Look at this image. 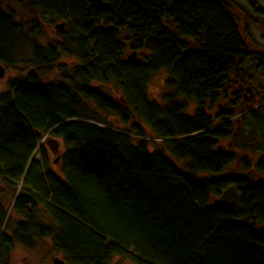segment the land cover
<instances>
[{
    "label": "trees",
    "instance_id": "16d2710c",
    "mask_svg": "<svg viewBox=\"0 0 264 264\" xmlns=\"http://www.w3.org/2000/svg\"><path fill=\"white\" fill-rule=\"evenodd\" d=\"M102 1L29 0L68 25L48 46L37 20H17L0 2V61L39 73L14 77L0 92V180L14 196L6 205L0 185V264H12L17 243L34 249L39 241L68 264L116 255L137 264H264V178L222 175L236 159L220 144L232 134L225 119L243 99L242 65L254 53L235 4ZM134 50L140 63L128 59ZM54 68L60 79L43 82ZM162 70L163 103L148 92ZM45 136L63 142L60 173L48 165ZM254 170L264 175V156ZM229 186L241 196L238 209L212 201Z\"/></svg>",
    "mask_w": 264,
    "mask_h": 264
},
{
    "label": "rangeland",
    "instance_id": "374dc122",
    "mask_svg": "<svg viewBox=\"0 0 264 264\" xmlns=\"http://www.w3.org/2000/svg\"><path fill=\"white\" fill-rule=\"evenodd\" d=\"M187 2H194L195 0H185ZM236 7V18L239 21L240 29L247 41L250 43L254 53L248 56L244 62L243 67L246 68V75H244L243 82L247 86H243L244 89L239 87V92L243 97L239 106L236 107V111L225 120L232 125V134L228 138L220 140V144L225 150L232 152L236 159L226 169L222 175L228 174H247L252 172L255 177L264 178L258 170H254V164L264 156V0H231ZM2 7L12 12L17 20L31 23L33 20H37L38 27L36 31L39 32L38 36L42 44L48 46L52 42L59 39V33L65 30L56 29V24L64 22L58 18H54L50 15H41L38 10L32 9L28 2L29 0H0ZM66 23V22H65ZM68 27L66 24L65 29ZM139 52V51H138ZM139 55L141 53L139 52ZM62 62L68 65L75 64V60L71 57L64 55L61 57ZM5 69L4 77H0V92L7 89V85L10 79L20 76H27L29 73L39 74L35 69L28 67L23 63L10 65L3 61H0ZM61 71L59 68H54L52 71L41 73L40 77L43 82L51 83L57 82L60 79ZM169 73L167 70L157 72L148 86V92L152 100H157L163 103L164 94L169 90L168 87ZM101 86L102 84L97 83ZM103 89L111 93L115 98L122 100L121 91L116 90L113 85H102ZM227 102H220V106L228 108ZM101 116H103L109 122L115 125H121L119 118L108 115L102 110L98 109L95 105L90 104ZM216 106V105H215ZM195 105H192L191 113L195 110ZM231 112L232 110H227ZM221 118H217L216 121H221ZM223 121V123L225 122ZM47 136V135H46ZM44 137L41 142L45 143V153L47 155V161L50 169H53L60 173V163H54V160L64 151V145L62 141H58V144L52 143V145H58V151L54 153L47 140L49 137ZM39 153L35 152L32 159H39ZM250 162V163H249ZM180 166H183V162L177 161ZM250 164V165H249ZM0 185L4 191V199L6 205H9L13 199V189L11 186L5 184L0 180ZM21 184L18 186L17 191L20 190ZM229 186L227 189H229ZM226 189V190H227ZM14 190H16L14 188ZM225 190V191H226ZM224 191V192H225ZM223 195V194H222ZM214 195L212 201L221 197ZM13 220L19 219L16 214L13 216ZM39 218L52 224L50 217L43 213H39ZM12 264H54V258L63 255L57 252L49 242H37V247L29 249L25 246L16 244L11 254ZM107 264H137L134 260L128 257L120 255L114 256Z\"/></svg>",
    "mask_w": 264,
    "mask_h": 264
},
{
    "label": "water",
    "instance_id": "95a60500",
    "mask_svg": "<svg viewBox=\"0 0 264 264\" xmlns=\"http://www.w3.org/2000/svg\"><path fill=\"white\" fill-rule=\"evenodd\" d=\"M224 1L231 6L233 5L230 0H224ZM97 2L102 3L103 1L97 0ZM65 27H66L65 21L56 24V29H58V30H65ZM112 27L113 26H110L108 29H111ZM140 58L141 57L138 55V51H136V50H134L130 54H128V59L130 62L140 63L141 62ZM4 75H5V69H4V66H2V64L0 63V77H4ZM58 159L59 158H57L55 160V163L58 162ZM240 201H241L240 194L237 192V190L234 187H230L229 189H227L223 193V195L221 197L216 198L213 201V203L217 204V205L225 206V207L230 208V209H238L240 207ZM259 230L264 234V223H262L259 226ZM54 264H68V262L64 258L57 256L54 258Z\"/></svg>",
    "mask_w": 264,
    "mask_h": 264
},
{
    "label": "flooded vegetation",
    "instance_id": "af4514ba",
    "mask_svg": "<svg viewBox=\"0 0 264 264\" xmlns=\"http://www.w3.org/2000/svg\"><path fill=\"white\" fill-rule=\"evenodd\" d=\"M52 143H55V144H58V143H57L56 141H54V140H51L50 143H47L49 146L51 145L50 148H52V150H53L54 152H57V151H58V148H59V147H57L58 145H53V147H52Z\"/></svg>",
    "mask_w": 264,
    "mask_h": 264
},
{
    "label": "bare ground",
    "instance_id": "6f19581e",
    "mask_svg": "<svg viewBox=\"0 0 264 264\" xmlns=\"http://www.w3.org/2000/svg\"><path fill=\"white\" fill-rule=\"evenodd\" d=\"M232 4H233V2H232ZM233 6H234V4L232 5V7H233ZM57 158H59V157H57ZM57 158H56V159H57ZM56 159H55V160H56ZM37 160H39V159H37ZM55 160H54V163H55Z\"/></svg>",
    "mask_w": 264,
    "mask_h": 264
}]
</instances>
